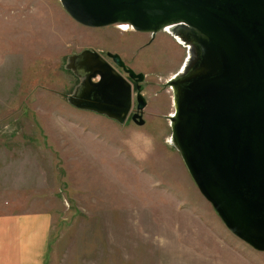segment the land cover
Listing matches in <instances>:
<instances>
[{
	"label": "rangeland",
	"instance_id": "374dc122",
	"mask_svg": "<svg viewBox=\"0 0 264 264\" xmlns=\"http://www.w3.org/2000/svg\"><path fill=\"white\" fill-rule=\"evenodd\" d=\"M132 30L83 26L61 0H0V226L49 216L43 264H264L172 144L167 83L189 50ZM88 49L145 75V125L71 105L70 57Z\"/></svg>",
	"mask_w": 264,
	"mask_h": 264
},
{
	"label": "water",
	"instance_id": "95a60500",
	"mask_svg": "<svg viewBox=\"0 0 264 264\" xmlns=\"http://www.w3.org/2000/svg\"><path fill=\"white\" fill-rule=\"evenodd\" d=\"M61 3L89 28L125 24L154 35L179 28L192 49L189 66L187 60L167 83L176 106L172 141L227 229L264 253V0ZM108 56L137 83L144 82V74L128 69L120 55ZM67 68L80 79L68 97L71 105L120 123L128 120L132 88L100 53L75 54ZM142 90L138 87V113L131 117L139 126L146 123Z\"/></svg>",
	"mask_w": 264,
	"mask_h": 264
},
{
	"label": "crops",
	"instance_id": "0c3cea01",
	"mask_svg": "<svg viewBox=\"0 0 264 264\" xmlns=\"http://www.w3.org/2000/svg\"><path fill=\"white\" fill-rule=\"evenodd\" d=\"M40 218L35 222L12 219L0 226L1 264H43L51 218Z\"/></svg>",
	"mask_w": 264,
	"mask_h": 264
},
{
	"label": "flooded vegetation",
	"instance_id": "af4514ba",
	"mask_svg": "<svg viewBox=\"0 0 264 264\" xmlns=\"http://www.w3.org/2000/svg\"><path fill=\"white\" fill-rule=\"evenodd\" d=\"M121 26V29L123 30V31H127V30H129V29H133L131 26H129V25H124V24H122V25H120ZM134 30V29H133ZM131 31V32H134V31ZM167 31H169L171 34H172V36L180 43V44H182L176 37H175V35L173 34V32L171 31V29H168ZM136 32H138V31H136ZM149 35H151V40H154L155 39V36L158 34H156V35H154V34H152V33H148ZM183 45V44H182ZM184 46V45H183ZM108 53H111V52H103L102 54H103V57L106 59V61L110 64V65H112L116 70H117V72L119 73V74H121L127 81H128V83L130 84V86H131V88H132V108H131V112H130V116H129V118L130 117H132L134 114H137L138 113V87H142L143 88V90H142V95L145 97V101L147 102V104H148V100H147V97H146V85H145V80H144V82H142V83H137L135 80H133L130 76H129V74L128 73H126L125 72V70L123 69V68H121V67H119V66H117L115 63H114V61L108 56ZM114 54V53H113ZM115 54H117V53H115ZM119 55V54H118ZM121 57V56H120ZM122 58V57H121ZM123 60V59H122ZM124 61V60H123ZM125 63V62H124ZM126 64V63H125ZM126 66L128 67V69H132L131 67H129L127 64H126ZM133 70V69H132ZM134 71V70H133ZM134 72H136V71H134ZM137 73V72H136ZM137 74H140V73H137ZM142 74V73H141ZM145 76V75H144ZM100 79H96V82L97 81H99ZM147 107V106H146ZM143 116H144V112H143Z\"/></svg>",
	"mask_w": 264,
	"mask_h": 264
},
{
	"label": "bare ground",
	"instance_id": "6f19581e",
	"mask_svg": "<svg viewBox=\"0 0 264 264\" xmlns=\"http://www.w3.org/2000/svg\"><path fill=\"white\" fill-rule=\"evenodd\" d=\"M125 25V24H124ZM171 29V31L173 32V34L175 35V37L189 50V48H191L192 49V46H191V44L190 43H187L186 41H184L183 40V38L181 37V35L184 37V35L179 31V28L178 27H175V28H170ZM174 29H176L175 31H176V33H174ZM181 35H180V34ZM188 53H189V51H188ZM192 52H190V54H191ZM189 64H190V60H188V62H187V66H189ZM172 123V122H171ZM172 144H174V146L175 147H177L176 145H175V143L172 141Z\"/></svg>",
	"mask_w": 264,
	"mask_h": 264
}]
</instances>
